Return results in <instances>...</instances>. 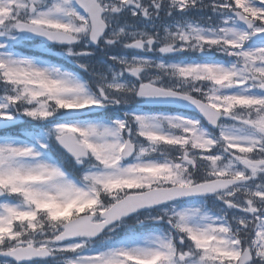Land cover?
<instances>
[{"label":"snow or ice","instance_id":"1","mask_svg":"<svg viewBox=\"0 0 264 264\" xmlns=\"http://www.w3.org/2000/svg\"><path fill=\"white\" fill-rule=\"evenodd\" d=\"M0 264H264V0H0Z\"/></svg>","mask_w":264,"mask_h":264}]
</instances>
